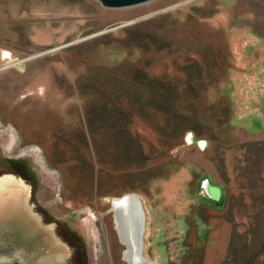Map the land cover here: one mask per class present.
Masks as SVG:
<instances>
[{"label": "rangeland", "instance_id": "1", "mask_svg": "<svg viewBox=\"0 0 264 264\" xmlns=\"http://www.w3.org/2000/svg\"><path fill=\"white\" fill-rule=\"evenodd\" d=\"M0 184L63 249L38 264H128L127 194L144 264H264V0H0Z\"/></svg>", "mask_w": 264, "mask_h": 264}, {"label": "water", "instance_id": "2", "mask_svg": "<svg viewBox=\"0 0 264 264\" xmlns=\"http://www.w3.org/2000/svg\"><path fill=\"white\" fill-rule=\"evenodd\" d=\"M98 1L102 3L104 7L109 9H123L142 5L153 0ZM186 3L189 2L179 4L175 7L184 5ZM27 60L18 61L11 64L10 66H17ZM188 142L190 144L194 142L193 134L189 135ZM6 185L7 184H0V189H8L9 186ZM12 188L13 189H10V191L6 192V194L10 193V197L5 200V202H3L4 204L2 203V206H0V264H32L31 258L35 249V239H37V237L35 238V235L37 233H43L45 230L40 226L39 221L37 222L34 220V218L33 221H31L28 217H26L25 212H27L28 208L25 203L27 202L28 198H30L29 196H31V191L24 190L22 188ZM203 189L207 196L214 201H219L222 197L221 189L212 186L208 181L204 183ZM127 203H134L138 214L136 238L132 243L127 238H124L120 221V217L122 216V208ZM112 211L115 212L117 230L120 235V240L127 248L124 254L125 260L128 262V264L146 263L147 260L144 257L146 212L141 198L137 194H127L119 199L113 200Z\"/></svg>", "mask_w": 264, "mask_h": 264}, {"label": "flooded vegetation", "instance_id": "3", "mask_svg": "<svg viewBox=\"0 0 264 264\" xmlns=\"http://www.w3.org/2000/svg\"><path fill=\"white\" fill-rule=\"evenodd\" d=\"M203 194H204V202L206 204H208V206H214L215 204L212 202H215L214 200L210 199V197L207 196V194L205 193L204 189H203ZM140 197V196H139ZM141 198V197H140ZM119 199V198H116ZM114 199V200H116ZM223 199V194L221 197V200ZM142 200V198H141ZM113 202V201H112ZM143 206H144V202L142 200ZM112 204V203H111ZM145 209V206H144ZM111 210H112V205H111ZM146 212V227H147V223H148V213L145 209ZM113 215H114V219H115V223H116V229H117V222H116V218H115V212L112 211ZM38 222L37 219H34ZM200 221V220H198ZM118 231V230H117ZM119 233V232H118ZM146 234V233H145ZM120 236V235H119ZM37 237V239H35V249H34V253L32 255L31 261L33 262V264H38L39 260L46 257L48 254H52L56 251H58V249L60 251H62L63 249L58 246L55 242H54V238L52 236L51 232L48 231H44V233H37L35 235V238ZM44 237V238H43ZM144 250H145V243H144ZM147 260V259H146ZM44 262V261H43ZM148 262V261H146ZM50 264V263H49Z\"/></svg>", "mask_w": 264, "mask_h": 264}, {"label": "bare ground", "instance_id": "4", "mask_svg": "<svg viewBox=\"0 0 264 264\" xmlns=\"http://www.w3.org/2000/svg\"><path fill=\"white\" fill-rule=\"evenodd\" d=\"M137 210L134 203H127L122 208V216L120 217L121 228L124 238L134 242L136 238V230L138 226Z\"/></svg>", "mask_w": 264, "mask_h": 264}, {"label": "clouds", "instance_id": "5", "mask_svg": "<svg viewBox=\"0 0 264 264\" xmlns=\"http://www.w3.org/2000/svg\"><path fill=\"white\" fill-rule=\"evenodd\" d=\"M200 144L202 145L201 147H205L207 145V141L206 140H201Z\"/></svg>", "mask_w": 264, "mask_h": 264}, {"label": "snow or ice", "instance_id": "6", "mask_svg": "<svg viewBox=\"0 0 264 264\" xmlns=\"http://www.w3.org/2000/svg\"><path fill=\"white\" fill-rule=\"evenodd\" d=\"M202 146V145H201Z\"/></svg>", "mask_w": 264, "mask_h": 264}]
</instances>
